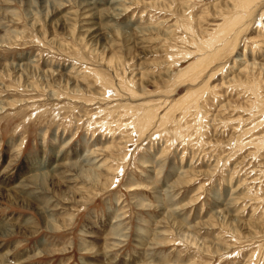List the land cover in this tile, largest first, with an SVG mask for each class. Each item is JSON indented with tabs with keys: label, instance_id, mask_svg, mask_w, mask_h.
<instances>
[{
	"label": "rangeland",
	"instance_id": "1",
	"mask_svg": "<svg viewBox=\"0 0 264 264\" xmlns=\"http://www.w3.org/2000/svg\"><path fill=\"white\" fill-rule=\"evenodd\" d=\"M0 264H264V0H0Z\"/></svg>",
	"mask_w": 264,
	"mask_h": 264
},
{
	"label": "bare ground",
	"instance_id": "2",
	"mask_svg": "<svg viewBox=\"0 0 264 264\" xmlns=\"http://www.w3.org/2000/svg\"><path fill=\"white\" fill-rule=\"evenodd\" d=\"M33 164L42 167V166H43V160H42V158H41L40 160H36V161H35L34 163H32L31 165H33ZM29 169H31V166H27V167H26V170H29Z\"/></svg>",
	"mask_w": 264,
	"mask_h": 264
}]
</instances>
